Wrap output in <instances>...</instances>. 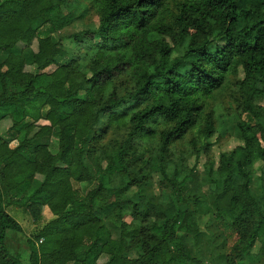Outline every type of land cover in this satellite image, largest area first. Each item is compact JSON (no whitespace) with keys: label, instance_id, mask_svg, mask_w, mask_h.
<instances>
[{"label":"trees","instance_id":"1","mask_svg":"<svg viewBox=\"0 0 264 264\" xmlns=\"http://www.w3.org/2000/svg\"><path fill=\"white\" fill-rule=\"evenodd\" d=\"M68 27L78 28L62 38L71 58L45 72L60 52L54 36ZM217 38L225 44L215 45ZM18 43H35L37 52H21ZM231 80L243 146L222 153L215 170L208 162V195L176 197L192 173L175 155L178 141L197 129L207 149L213 96ZM259 99L264 0H0V120L12 122L0 136V264H98L102 256L105 264H203L190 258L180 234L198 235L191 224L206 216L223 228L209 239L224 252L218 264H264V185L259 196L249 186L255 165H264ZM29 112L49 124L31 138ZM54 131L56 154L34 143ZM131 163L141 165L137 173L145 167L162 176L167 204H153L142 188L118 196L137 180ZM73 182L94 187L81 196ZM9 206L35 225L26 261L8 252V233L22 231Z\"/></svg>","mask_w":264,"mask_h":264},{"label":"rangeland","instance_id":"2","mask_svg":"<svg viewBox=\"0 0 264 264\" xmlns=\"http://www.w3.org/2000/svg\"><path fill=\"white\" fill-rule=\"evenodd\" d=\"M254 0H247V3H252ZM36 23L35 25H37ZM80 26H78L79 28ZM77 27H68L61 32L57 33L54 38L56 40H61L60 52L56 59V64L53 67L48 68L45 72H52L54 68L66 62L71 58L72 48L70 42L64 41L62 38L74 34L77 30ZM86 29V27H83ZM215 45L222 46L225 44L223 38H217L215 40ZM17 47L21 52H27L29 54L37 52V45L33 43L31 46H26L25 44L18 43ZM79 51V50H78ZM82 50L76 52V57L79 60V70L84 73L87 78L91 74L86 69V63L82 59ZM175 53L173 57H175ZM243 78V73L239 69L236 75V80L239 81ZM227 87H225L220 92L216 93L213 96L212 100V109L214 110V127L215 133L209 139V146L206 150L200 149L202 143V138H200L197 129H194L190 134L185 138L178 141L177 149L175 150V155L180 157L182 156L186 160V167L192 170V173L180 182L176 197H191V196H201L202 194H209L208 179L206 177L205 168L208 162H213V169L215 170L218 167L219 157L222 153L230 152L236 148L242 147L243 142L240 138V133L236 126L237 121V112H236V92L234 81L231 80ZM256 106H261L264 108V100H255L254 103ZM29 122L34 124V130L29 134L31 138L38 130L49 125L47 121L42 119H36L32 112H29ZM12 122L9 117L3 118L0 120V136L6 137L7 130L11 127ZM21 136L20 140H22ZM109 136L106 138V141L109 140ZM196 141V147L193 146L191 140ZM34 143H41L47 146L48 150L52 154H56L58 151V137L56 132L52 133V136H43L42 138L34 139ZM196 149L199 151L196 153ZM87 162V161H86ZM89 165V163L87 162ZM138 164V163H137ZM137 164L131 163L129 165V172L131 175H136L137 180L129 186L124 187L119 191L118 196H127L133 195L139 188L143 189L145 197L149 199L153 204H167L170 199L171 190L166 188L162 176L153 169L142 167V169L137 173L138 168L141 167ZM102 166H105V163H102ZM91 167V166H90ZM92 171L93 168L91 167ZM147 181V183H145ZM140 183V185H139ZM35 185V184H34ZM73 187L78 191L79 195L83 196L89 192L94 187V182H85V183H75L73 182ZM264 185V165L261 162H258L255 165V172L251 175L249 186L252 189L253 193L257 196L261 194V187ZM7 197H5L4 203L7 204ZM7 213L13 216L22 227L21 233H8L6 239V245L10 255L20 258L21 260L26 261L30 254V242L31 234L35 227L30 216L26 213H23L21 210L14 207H7ZM51 216L50 211L47 208L43 209L42 219L47 221ZM124 221L127 223L132 222L131 215H125ZM216 222L211 217H201L200 219L193 221L191 224L192 229L195 233L198 232V235L193 233H181L180 236L185 244L186 250L190 258H195L201 260L203 264H218L215 260V257L219 253H224L222 250H217L216 252L211 249L210 237H214L219 232H222V226L220 223H217V228H213ZM112 236L115 238L118 236V232L112 230ZM234 236L227 237V245L231 246L234 242ZM40 242L34 243L37 247ZM260 245L256 243L251 251L249 252L250 257H253L255 254H260L259 251ZM98 264H105V256H102L98 260Z\"/></svg>","mask_w":264,"mask_h":264},{"label":"crops","instance_id":"3","mask_svg":"<svg viewBox=\"0 0 264 264\" xmlns=\"http://www.w3.org/2000/svg\"><path fill=\"white\" fill-rule=\"evenodd\" d=\"M107 261V257H105V262Z\"/></svg>","mask_w":264,"mask_h":264}]
</instances>
